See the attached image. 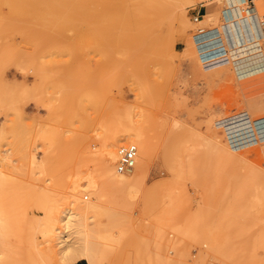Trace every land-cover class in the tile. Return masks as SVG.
I'll return each mask as SVG.
<instances>
[{"label": "rangeland", "instance_id": "1", "mask_svg": "<svg viewBox=\"0 0 264 264\" xmlns=\"http://www.w3.org/2000/svg\"><path fill=\"white\" fill-rule=\"evenodd\" d=\"M199 1L0 0V264H64L75 172L102 178L104 138L135 127L150 167L85 218L98 264H264V66L229 49L223 0L197 44Z\"/></svg>", "mask_w": 264, "mask_h": 264}, {"label": "bare ground", "instance_id": "2", "mask_svg": "<svg viewBox=\"0 0 264 264\" xmlns=\"http://www.w3.org/2000/svg\"><path fill=\"white\" fill-rule=\"evenodd\" d=\"M259 1L260 0H255V5L252 8H247L244 0H223V5L221 4L222 8L220 15L223 20L222 32L225 39L230 42L231 47L229 49L237 50L238 54L240 53L238 58L242 55L247 45L256 43L259 49L263 41L264 31L261 33V27H264V15L262 13V5H259ZM213 2L216 3V1ZM262 2L264 3V0H262ZM213 12H210L208 9L206 14L209 15L210 18H214L213 16H215L214 14H216V11L214 10ZM251 34L253 38H251ZM260 50L258 52L256 51L257 53H255L253 57L245 54V56L242 55L241 57L243 58L239 63L256 58L257 60H261L264 66V54ZM263 124L264 122L254 123L259 139L264 138ZM126 135L116 139V135L111 133L104 138L102 148H100L98 174L102 178L99 179L98 176L92 172L83 174L81 170L75 172L76 176L73 174L75 177L70 189V195L73 198L65 207H61L58 217L61 226H54L52 231L57 246L56 253L60 255V259L64 263L84 258L88 261V264H98L97 253L93 245L88 241V234L91 230L85 218L89 213L95 211L100 206V201L105 193L106 187L122 189L130 187L131 189L132 186L137 185L141 180H145L144 177H146L148 173L150 161L152 159V148L148 135L139 127L132 128ZM127 138L137 145L138 155L136 156V162L132 169L120 171L117 169V160L119 158L118 151L123 145L120 144ZM207 143L209 145L211 144L210 142ZM260 157L261 161H264V151L260 153ZM258 169L264 176V168ZM131 170L132 173H128V171ZM81 180L85 181L84 185H82ZM82 190L91 191L92 198L85 202L82 201L79 198V194Z\"/></svg>", "mask_w": 264, "mask_h": 264}, {"label": "built area", "instance_id": "3", "mask_svg": "<svg viewBox=\"0 0 264 264\" xmlns=\"http://www.w3.org/2000/svg\"><path fill=\"white\" fill-rule=\"evenodd\" d=\"M247 8H252L255 5V0H244ZM192 20L198 24V27L195 30V33L193 35V40L197 42V44H202L207 38L210 37L211 34L215 33L217 31V28L213 29H206L205 26L198 23L202 17L204 16V13H200L198 11H195V8H191ZM244 116L247 117V114H244ZM138 148L137 145L134 143H127L123 144L118 151L119 158L117 160V169L120 171H126L133 168L136 162V156H137Z\"/></svg>", "mask_w": 264, "mask_h": 264}, {"label": "crops", "instance_id": "4", "mask_svg": "<svg viewBox=\"0 0 264 264\" xmlns=\"http://www.w3.org/2000/svg\"><path fill=\"white\" fill-rule=\"evenodd\" d=\"M208 1L210 2V0L199 1L198 4L193 8H195V11L206 14L208 12V9H209ZM205 4H206V6H205ZM251 38H253L252 34H251ZM260 48H261V50H260ZM260 48L258 49V46H256L255 51L258 52L260 50L264 54V38H263V41L261 42ZM64 264H88V261L84 258H79L77 260H74V261L68 262V263H64Z\"/></svg>", "mask_w": 264, "mask_h": 264}]
</instances>
